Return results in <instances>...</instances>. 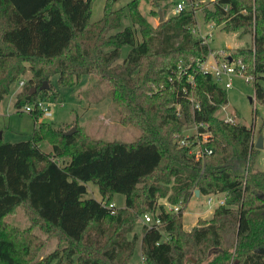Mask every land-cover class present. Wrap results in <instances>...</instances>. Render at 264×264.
I'll list each match as a JSON object with an SVG mask.
<instances>
[{
    "label": "trees",
    "instance_id": "obj_1",
    "mask_svg": "<svg viewBox=\"0 0 264 264\" xmlns=\"http://www.w3.org/2000/svg\"><path fill=\"white\" fill-rule=\"evenodd\" d=\"M92 1L0 0V100L26 65L32 75L16 93L18 110L45 96L40 86L48 74H58V85L96 75L110 86L120 122L134 125L139 135L86 140L78 130L66 134L63 124L39 119L35 107L30 138H0V264H129L135 217L144 213L159 222L142 220L144 262L134 264H264V170L250 162L252 128L217 115L226 90L199 67L210 47L193 34L195 11L153 25L138 10L139 0H130L131 24L122 26L123 8L107 0L103 15L91 21ZM210 5L205 21L252 34L250 45L233 47L228 56L249 68L255 98L264 102V0ZM125 44L130 48L118 61ZM37 59L50 62L49 71L33 66ZM186 123L195 131L182 132ZM43 140L50 150L40 147ZM87 181L97 185L100 199L85 196ZM196 190L221 192L224 202L210 218L184 229V208ZM114 192L124 195V205L108 206ZM161 197L178 210L167 209ZM18 205L28 209L27 227L6 220ZM51 236L65 244L41 255Z\"/></svg>",
    "mask_w": 264,
    "mask_h": 264
},
{
    "label": "rangeland",
    "instance_id": "obj_2",
    "mask_svg": "<svg viewBox=\"0 0 264 264\" xmlns=\"http://www.w3.org/2000/svg\"><path fill=\"white\" fill-rule=\"evenodd\" d=\"M106 0H93L91 4L90 20L94 21L103 15V7ZM130 0H107V3L114 8L121 7L125 12L121 23L122 26L131 24V20L127 13V2ZM159 6L163 11V20L173 14L170 0H160ZM203 6L195 12L196 22L193 34L195 36L205 35V40L210 47L208 52V60L218 59L222 54H231L230 49L238 46H247L251 44L250 33L241 34L240 30H226L223 23L207 22L204 19V7L211 6L209 1L202 3ZM157 6L151 0H139L138 10L150 20L153 25H157L158 20ZM137 29V38H140ZM208 34V35H207ZM130 46L125 44L121 47V55L118 61H121L127 54ZM33 66H42L44 71H49L51 63L44 59H37L32 63ZM246 67L245 72L248 73ZM32 75V70L26 65L23 73L19 74L17 80L11 85L8 93L0 100V134L2 141H17L28 139L34 126L35 118L32 113L18 110L15 105V96L22 89L18 80H28ZM58 74H48L43 77V86L47 88L45 96H40L41 100L49 104L51 110L50 115L39 114L37 117L44 121H50L56 125H62L63 129L69 130L74 128L79 131L80 137L88 139H103V140H122L132 141L139 135V130L131 124H123L119 120L118 105L111 96L110 86L96 75L82 74L79 80L73 84L58 85L56 83ZM226 79V77H224ZM231 85L224 88L226 90L227 102L222 104L217 110V115L224 117L226 115L235 117L239 121L252 128L253 142L255 143L259 136L262 137V146H256V151L252 155L250 162L257 169L264 170V102L255 98L254 86L252 80H247V77L242 74L235 73L230 76ZM264 85V80H261ZM195 131V127L186 123L182 127V132L185 134ZM40 147L45 150H50L48 141L40 142ZM197 147H194L196 149ZM63 158H59L62 162ZM143 183H140L141 186ZM87 193L85 196H92L97 199L101 198L97 185L92 181H87ZM221 193V192H220ZM207 194H193L188 200L182 215V227L189 229L197 219H208L211 217L214 206L208 207L206 202ZM214 199L222 197V193L216 196L212 194ZM112 202L116 207L124 204V195L114 192L111 197ZM169 202L164 197L158 199ZM138 214L135 217L133 232L137 235V243L134 254L129 264H134L141 259L140 236L142 232L143 221ZM28 209L23 205H18L16 210L6 216V220L27 227L30 225ZM33 232L41 237H45L37 226L32 228ZM132 232L128 234L131 236ZM65 244L64 239H57L51 236L47 239L40 249V254L45 255L52 250Z\"/></svg>",
    "mask_w": 264,
    "mask_h": 264
},
{
    "label": "built area",
    "instance_id": "obj_3",
    "mask_svg": "<svg viewBox=\"0 0 264 264\" xmlns=\"http://www.w3.org/2000/svg\"><path fill=\"white\" fill-rule=\"evenodd\" d=\"M171 1V7L173 10V14L179 13L182 10H186V9H190V10H194L196 12L197 8L199 5H201L203 3V1L207 3V1H212V0H170ZM228 5H225L224 8H227ZM192 31L194 32V28H192ZM203 36H199L203 39V41H206L205 35L202 34ZM208 35V34H207ZM228 54H222V56L218 59H212V60H208V55L202 59L199 62V67L208 72L213 79L217 82V84L219 86H221L222 88H226L229 87L231 85V78L230 76L238 73V74H242L245 75L247 77V80L251 79V75L249 73H246V66L244 64V62L241 60V58H233L231 57V59H229ZM226 77V79L224 78ZM188 79L192 82L193 78L192 76H188ZM19 85L21 86L24 83L23 79H20L18 81ZM190 99L192 100L193 97L190 96ZM37 104V106H36ZM35 105L33 104H24L22 105L19 110L20 111H27V112H31L35 109V107L37 108V115L39 114H44V115H50L51 114V110L49 108V104L45 103L44 100L39 99L37 101ZM195 106L198 107L199 104L195 103ZM225 120L229 121V122H236L235 117L226 115L224 117ZM203 125V123H201ZM205 137V136H204ZM181 144L186 143L185 139H181L180 140ZM205 150L210 153L211 149L209 148H205ZM195 153L198 155L200 153H202L201 148L198 146L195 150ZM212 194H215L216 196H218L216 193H208L207 195V199L206 202L208 204V207L211 206H215L218 204H221L224 202V195H222V197H217L216 199H214V197L212 196ZM167 209L169 210H178L179 208V204H169L167 205L166 202H164ZM115 204L113 202H109L108 206H114ZM142 220L144 222H152L154 221L155 223L159 222V218H153L151 214L149 213H144L142 216ZM142 262H144V257L141 256L140 259Z\"/></svg>",
    "mask_w": 264,
    "mask_h": 264
},
{
    "label": "water",
    "instance_id": "obj_4",
    "mask_svg": "<svg viewBox=\"0 0 264 264\" xmlns=\"http://www.w3.org/2000/svg\"><path fill=\"white\" fill-rule=\"evenodd\" d=\"M157 10H158V20L162 21L163 20V11H162L160 6H158ZM228 58L231 59L230 56H228ZM43 87H44L43 85L40 86V88H43ZM32 89H34V88H32ZM74 130H75L74 128H71L69 130H66L65 133L66 134L72 133ZM0 138H1V134H0ZM255 146H257V147L258 146H262V137L261 136H259L258 139L256 140ZM245 168H246L245 166H242L241 170L245 171ZM195 195H197V196L199 195V191L198 190L195 191Z\"/></svg>",
    "mask_w": 264,
    "mask_h": 264
},
{
    "label": "crops",
    "instance_id": "obj_5",
    "mask_svg": "<svg viewBox=\"0 0 264 264\" xmlns=\"http://www.w3.org/2000/svg\"><path fill=\"white\" fill-rule=\"evenodd\" d=\"M216 194L218 195V194H221V193H216ZM222 195H223V193H222ZM122 205H124V204H122ZM122 205H121V206H122ZM186 229H187V228H186Z\"/></svg>",
    "mask_w": 264,
    "mask_h": 264
}]
</instances>
